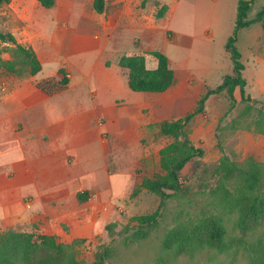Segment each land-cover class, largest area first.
Here are the masks:
<instances>
[{"label":"rangeland","instance_id":"obj_1","mask_svg":"<svg viewBox=\"0 0 264 264\" xmlns=\"http://www.w3.org/2000/svg\"><path fill=\"white\" fill-rule=\"evenodd\" d=\"M128 1L135 8L134 25L137 26L130 35L126 20H118L114 31L117 44L129 47L123 51L118 49L119 57L144 55L148 68H152L156 59L151 53L161 51L169 58L177 78L167 92L148 95L142 100V108L132 106L129 111L118 113L120 122L114 123L109 137L113 150L111 163L113 171L129 182L119 196L114 193L97 231L78 246V259L80 264H100L99 256L108 250L104 264H214L194 251L185 250L179 256L167 252L163 241L171 231L211 214L210 195L221 181L222 158L228 157L236 163L252 158L264 163V134L254 130L259 112H264L262 23L256 22L239 32L237 47L242 54L243 77L247 82L245 98L241 97L239 88L234 101L226 92L212 95L205 103L204 112L187 125L189 139L204 150V156L199 163L191 162L186 166L180 176L182 191L171 193L163 203L159 196L146 190L137 196L133 193L144 179L162 173L160 150L174 140L160 133L161 123L191 113L207 90L215 89L226 75L233 73L232 58L225 45L234 31L240 0H179L176 8L171 12L168 9L162 18L158 17V12L171 0ZM34 2L10 0L1 6L0 30L24 31L27 24L20 17L24 11L31 21H40L43 15L35 13ZM113 2L115 0H106V10L101 15L93 9L94 0H56L53 11L62 20L67 15L68 22L79 26L75 47L87 49L94 41L101 45L107 42L117 23L116 20L109 23ZM262 9L264 0H257L248 20H254ZM9 48L13 47L0 42V49L5 50L2 54L5 61L15 58ZM97 57L98 54L93 53L88 58L93 61ZM47 67L52 68L53 64ZM158 210V224L145 229L149 230L145 238H136L138 223L132 218ZM2 231L5 230L0 229ZM56 237L66 244L74 241ZM235 250L234 247L229 254H219L221 264H248L242 253Z\"/></svg>","mask_w":264,"mask_h":264},{"label":"crops","instance_id":"obj_2","mask_svg":"<svg viewBox=\"0 0 264 264\" xmlns=\"http://www.w3.org/2000/svg\"><path fill=\"white\" fill-rule=\"evenodd\" d=\"M170 2L171 12L179 0ZM34 3L43 17L33 22L24 11V31L11 34L36 52L42 71L27 79L0 73V229L37 225L46 235L85 239L104 221L114 193L119 196L129 182L111 163L109 137L120 122L118 113L142 108L148 95L162 93L132 91L119 66L118 49L129 47L117 44L118 20H126L130 35L137 26L128 0L113 2L109 23H117L107 42L94 41L87 49L75 47L79 26L67 15L62 20L53 8ZM93 53L98 57L91 61ZM60 70L69 81L66 89L49 95L38 87L61 80Z\"/></svg>","mask_w":264,"mask_h":264},{"label":"trees","instance_id":"obj_3","mask_svg":"<svg viewBox=\"0 0 264 264\" xmlns=\"http://www.w3.org/2000/svg\"><path fill=\"white\" fill-rule=\"evenodd\" d=\"M38 3L51 9L56 0H37ZM257 0H240L233 34L225 45L231 55L233 73L226 75L223 82L215 89H209L198 101L197 107L186 116L164 121L160 125L163 136L173 138V142L160 150V168L162 173L144 179L134 191L137 196L146 190L159 196L164 203L172 194L182 191L181 173L191 162L199 163L204 150L197 147L188 137L186 127L192 120L202 114L205 103L212 95L226 92L234 101L235 91L239 88L241 97L245 98L247 82L243 77L245 65L242 54L237 47L239 32L256 22H261L264 31V9L254 20H248V14ZM10 0H0V7ZM93 9L103 14L106 9L105 0H94ZM168 5L158 12V17L165 16ZM0 42L10 45L15 57L5 61L0 49V73L30 78L42 71V64L32 48L17 42L15 36L0 30ZM151 55L157 60L155 69L147 67L144 55H123L119 66L128 73L129 88L141 93H165L175 83V71L170 60L161 51H153ZM63 78L59 81L48 79L38 83V87L49 95H54L67 88L68 78L64 70L59 72ZM254 130L264 134V112H259L254 122ZM221 181L211 192V214L201 221L171 231L163 241L167 252L179 256L183 251L199 253L209 262L221 264L219 254H229L235 247L247 259L248 264H264V163L249 158L243 163H236L224 157L221 160ZM160 210L150 215L134 216L132 221L138 224L134 236L138 239L149 234L146 228L158 224ZM229 223H232L229 226ZM31 230L7 229L0 232V264H80L78 246L86 239H75L72 243L59 242L54 235L43 234L37 225ZM106 250L99 256L100 264L108 258Z\"/></svg>","mask_w":264,"mask_h":264}]
</instances>
